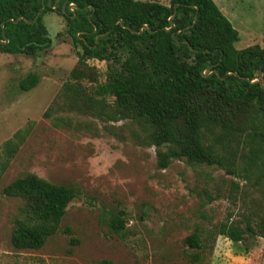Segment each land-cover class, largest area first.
Segmentation results:
<instances>
[{"label":"trees","instance_id":"trees-1","mask_svg":"<svg viewBox=\"0 0 264 264\" xmlns=\"http://www.w3.org/2000/svg\"><path fill=\"white\" fill-rule=\"evenodd\" d=\"M70 5L76 9L70 11ZM54 11L66 23L77 62L62 85L61 100L54 99L43 118L62 110L105 123L128 121L140 132L137 143L154 148L158 169L178 160L226 175L240 170L246 180L251 176L261 183L264 195V48L236 50L238 33L212 0H170L168 6L135 0H0V53L32 57L50 48L42 20ZM90 61L105 64L102 82ZM84 81L95 83L90 94ZM37 82V75L28 74L19 89L28 92ZM70 120L54 117L51 125L74 128ZM30 131L28 125L3 143L0 180ZM0 195L22 204L12 222L11 246L39 250L58 233L79 190L26 174ZM260 212L252 220L219 223L212 232L245 247L264 239V205ZM105 215L109 232L122 237L125 212ZM211 235L197 228L183 241L191 264L202 263L198 251Z\"/></svg>","mask_w":264,"mask_h":264},{"label":"rangeland","instance_id":"rangeland-1","mask_svg":"<svg viewBox=\"0 0 264 264\" xmlns=\"http://www.w3.org/2000/svg\"><path fill=\"white\" fill-rule=\"evenodd\" d=\"M212 1L238 33L236 50L264 48V0ZM42 21L50 48L32 57L0 53V151L16 131L31 126L2 175L0 191L16 178L34 174L55 185L77 187L79 196L67 206L58 233L42 248L16 250L10 235L22 204L0 195V264H191L183 241L197 228L212 234L198 251L201 264H264V239L240 247L212 232L219 223L262 215V185L251 176L246 180L240 170L237 176L226 175L219 168L178 160L158 169L154 148L137 143L140 132L128 121L105 123L62 110L43 118L51 102L61 100L78 50L58 12L45 14ZM88 65L102 82L105 64ZM32 73L38 77L36 86L21 91L19 82ZM82 86L90 94L95 83L84 81ZM54 117L70 118L74 128H54ZM117 210L127 218L122 237L103 223L105 213Z\"/></svg>","mask_w":264,"mask_h":264},{"label":"water","instance_id":"water-1","mask_svg":"<svg viewBox=\"0 0 264 264\" xmlns=\"http://www.w3.org/2000/svg\"><path fill=\"white\" fill-rule=\"evenodd\" d=\"M49 2H50V0H48V4H49ZM56 3H57V1L51 6L52 9L55 8ZM64 8H65V3H64L63 6H62V12H63V13L65 12ZM68 8H69L70 11H72L73 9H76V7H75V6H72V5H70ZM42 9H43V4H42V7L40 8V10H39V12H38V15L41 13ZM195 22H196V18H195L193 24H194ZM255 81H258V80H255Z\"/></svg>","mask_w":264,"mask_h":264}]
</instances>
